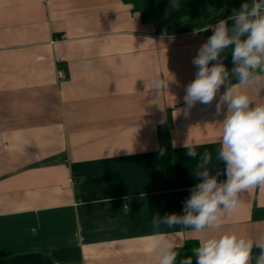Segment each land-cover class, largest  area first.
Listing matches in <instances>:
<instances>
[{
    "label": "crops",
    "instance_id": "obj_1",
    "mask_svg": "<svg viewBox=\"0 0 264 264\" xmlns=\"http://www.w3.org/2000/svg\"><path fill=\"white\" fill-rule=\"evenodd\" d=\"M171 1L183 19L222 2ZM243 2L223 9L229 16ZM211 34L159 35L123 0H0V264H156L158 233L183 246L196 240L151 221L183 214L199 154L212 153L213 172L225 167L215 159L223 86L211 105L173 117ZM172 77L159 96L145 87ZM260 89L248 93L264 102ZM165 125L176 145L173 178L155 161ZM187 139L199 142L196 160L181 146ZM223 231L264 234V188L238 194L235 212L212 234Z\"/></svg>",
    "mask_w": 264,
    "mask_h": 264
},
{
    "label": "clouds",
    "instance_id": "obj_2",
    "mask_svg": "<svg viewBox=\"0 0 264 264\" xmlns=\"http://www.w3.org/2000/svg\"><path fill=\"white\" fill-rule=\"evenodd\" d=\"M209 30L212 34L192 60L197 71L185 89V108L175 110L173 117L181 112L187 116L197 102L211 105L223 86L225 90L215 105L216 114L224 117L219 122L215 159L225 167L213 172L209 167L212 153L205 150L199 154L195 169L191 168L199 182L183 202V214L156 215L151 224L154 229L163 224L192 231L198 244L192 255L180 259L178 264H193V256L195 264H252L254 248L259 250L255 264H264V234L255 238L231 231L212 234L235 212L240 192L257 186L264 188V102L254 100L248 93L251 88L261 90L264 84V0H245L226 19L210 29H200ZM228 52L233 64L230 70L223 62ZM171 82L173 77L156 78L145 87L159 96ZM198 145V141L191 143L187 139L181 146L188 157L196 160ZM165 151L160 148L159 155H165ZM165 235H156V264H177V248L183 245L166 241Z\"/></svg>",
    "mask_w": 264,
    "mask_h": 264
},
{
    "label": "trees",
    "instance_id": "obj_3",
    "mask_svg": "<svg viewBox=\"0 0 264 264\" xmlns=\"http://www.w3.org/2000/svg\"><path fill=\"white\" fill-rule=\"evenodd\" d=\"M132 6L135 13H139L142 21L153 24L156 33L159 35H178L192 30L205 28L225 19L229 12L223 9L225 4H231L233 0H222L221 4L207 7L198 15L189 18H180L177 15L175 6L171 0H123ZM223 9L222 12H215V9ZM164 148L165 155H159V149ZM159 149L155 153L156 165L161 169L167 178L175 176V168L173 162V142L171 130L169 126H161L159 128ZM198 244L197 240H187L183 247L177 248L180 255L177 257V264L180 259L192 255V249ZM193 264L195 257L193 256Z\"/></svg>",
    "mask_w": 264,
    "mask_h": 264
},
{
    "label": "built area",
    "instance_id": "obj_4",
    "mask_svg": "<svg viewBox=\"0 0 264 264\" xmlns=\"http://www.w3.org/2000/svg\"><path fill=\"white\" fill-rule=\"evenodd\" d=\"M62 39H63V36H61V37L55 39L54 41H58V40H62ZM65 78H66V76H65V73H64L63 71H58V72H57V79H58V80H63V79H65ZM55 264H60V263H55Z\"/></svg>",
    "mask_w": 264,
    "mask_h": 264
}]
</instances>
